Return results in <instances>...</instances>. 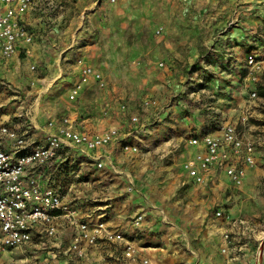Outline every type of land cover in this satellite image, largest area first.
I'll return each instance as SVG.
<instances>
[{"label": "rangeland", "instance_id": "rangeland-1", "mask_svg": "<svg viewBox=\"0 0 264 264\" xmlns=\"http://www.w3.org/2000/svg\"><path fill=\"white\" fill-rule=\"evenodd\" d=\"M62 1L70 9L67 24L73 28L78 27V43L64 51H41L38 56L43 60L31 53H23L11 66L0 64V114L21 107L31 117V105L36 103L38 93H42V98L38 99L39 110L35 118L44 119L49 109L50 113L68 114L89 130L117 126L121 132L133 131L137 123L132 122V114L139 115L138 123H152L157 117L152 113L159 111L162 106L169 108L176 104L185 114L189 113V107L207 101L202 95L193 100L194 97L189 92L191 88L188 87H193V84L188 83L196 78V82H199L194 88H204L201 84L206 82L200 81L201 73L205 75L207 71L203 66L209 67L207 57L220 45L221 32L246 26L240 24L244 20L239 0H117L115 4L107 2L108 4L97 5L94 9L90 8L91 4L88 2ZM159 27L161 32L156 33ZM257 30L258 33L261 32L260 28ZM252 51V48H248L245 55ZM258 56L261 59L259 54ZM161 62L164 63L163 66ZM262 63L259 82L264 83L263 60ZM33 64L39 66L33 69ZM85 66L98 69L106 84L100 86L97 82L82 83L80 75ZM247 67L249 69L248 65ZM40 78H45L48 82L36 80ZM7 79L15 85L11 86L12 89L5 86ZM182 87L185 89L181 90ZM74 89H78L77 96L71 99L69 95ZM35 93L36 96L33 95ZM164 94L166 96L161 98ZM145 98L156 99L159 106L143 110L140 104ZM122 103L127 105L125 110L121 108ZM14 119L17 120L18 116ZM249 120L258 122L254 117ZM241 129H245L243 124ZM247 132L254 134L255 142L257 135L264 137V131ZM189 136H185V139L192 137ZM157 144L164 146L162 141H157ZM185 144L183 142L177 150L168 154H153L154 157L161 158L167 167L161 172L157 169L155 172H159L158 175L153 173V176H145L143 179L129 181L121 178L119 181L121 186L142 183L147 195L144 203L153 209L149 212L151 215L160 214L165 219V225L160 227V231L156 232L142 224L135 234V231L132 233V229L136 230L133 220L140 213L144 214V211H131L124 221V227L131 228L129 233H125L131 242L144 239L146 242L143 246L156 247L159 244L155 239L163 235V245L160 243L163 248L159 250L166 252L167 257L180 251L182 254H190L195 257L191 264H196L199 254L208 256L215 250L216 254L213 255L219 256L217 241L227 224L214 218L213 211L216 207L224 205L229 211L227 215L231 216H264V145L258 147L261 150L259 160L241 184L235 185L223 175L216 184L210 182L199 191H194V186H200L206 181L199 185L191 182L183 185V181L187 179L183 165L188 159ZM119 164L124 171L123 163ZM106 178L109 179L110 176ZM107 179L102 182L103 186L98 187L105 193L110 189L111 183ZM174 188L178 190L177 194L161 200V204L170 200L173 205L164 204L162 210L152 206L160 202L156 199L155 191ZM185 189L188 192H184ZM104 196L107 200L104 199L103 202L109 203L108 195ZM126 196L128 195H124ZM90 218L93 222L104 221L110 228L122 227L108 223L107 211ZM100 243L113 244L104 238L99 240L98 244ZM177 246L179 247L176 248ZM6 251H0V264H41V259L36 260L30 256L28 248Z\"/></svg>", "mask_w": 264, "mask_h": 264}, {"label": "crops", "instance_id": "crops-1", "mask_svg": "<svg viewBox=\"0 0 264 264\" xmlns=\"http://www.w3.org/2000/svg\"><path fill=\"white\" fill-rule=\"evenodd\" d=\"M78 1L80 3H90V8L92 9L97 5L108 4L106 0ZM56 2L61 8H50L46 13L36 10L24 13L22 19L34 33V40L30 44H21L19 51L10 59H3L0 55V64L6 67L11 66L13 62L18 61L19 56L23 53L26 55L31 53L34 57L43 60L38 56V53L40 54L41 51H64L74 47L78 43V27L73 28L70 27V24H67L70 9L63 4L62 0H56ZM239 2H241L240 11L243 14L244 20V22L241 20V23H239L246 26L221 32L222 39L219 42L220 45L217 46L215 52L211 51L207 57L209 67L207 65L203 66V69L207 71L206 74H213L204 75L200 72L202 75L200 81L206 82L201 84L204 88H194L196 83L199 82L198 80L196 82V78L193 82L188 83L193 84V87L188 85L191 88L189 92L191 93V97H194L193 100L198 99L202 95L207 101L203 99L204 103L198 102L197 106L189 107V113L186 114L176 104L167 109L162 106L159 111L152 113L157 115L152 123H145L143 121L137 123L133 131L121 132L122 134H131L129 140L137 143L141 151L137 154L122 153L118 143H116L97 152V154H105L112 157L115 168L107 166L102 170H96L87 164L85 157L78 159L75 169L80 170L82 175L80 178L72 176L65 178V186L67 187L65 199L73 203L79 217L97 216L99 213L107 211L108 223L114 226H122L119 229L124 233H129L131 228L124 227L126 225L124 221L131 211L137 209L144 211V226H147L151 230L155 229L158 232L160 231V227L162 228L165 225V219L160 214L151 215L149 212L153 209L147 207L144 203V197L147 196L143 187L144 185L139 183L138 185L121 186L119 181L121 178L133 181L134 179H143L145 176L146 178L153 176V173L158 175L157 173L167 169V167L162 163L161 158L154 157L155 153L168 154L177 150L183 142L186 143L184 146L187 148L186 159L187 157L189 158L195 153L196 149L187 145L185 136L219 133L228 123L236 124L238 131L247 139L255 137L254 134L248 133L247 130H252V132L264 131V125L262 124L264 122V96L259 93L260 89L264 88V83L261 81L258 83L260 88L258 89V98L252 99L251 92L255 85L252 82L250 71H248L249 69L246 65L247 56L245 55L248 48H252L261 56L264 62V0H239ZM259 28L261 32L259 31L258 33L257 29ZM38 66L39 64L32 65L34 68ZM36 80L46 79L40 78ZM6 81L12 87L15 86L10 79ZM184 89L182 87L181 90ZM33 95L36 96L37 94ZM38 95L36 103L31 105V117L28 112L22 111L21 107L13 108L8 113L0 114V122L16 124L17 126L27 124L41 127L51 118H60L63 115H68L50 113L49 109H44L47 110L44 119L39 120L35 118L39 110L37 106L38 99L42 98V93H38ZM158 95L160 97L161 93L159 92ZM165 96L166 94L161 98ZM11 97L15 98L14 96ZM15 116H18L17 120L14 119ZM250 117H254L258 122H251L249 120ZM72 119L78 129L89 132L103 131L110 127L108 126L102 130H89L77 122L75 118ZM151 124L154 125L151 126ZM242 124L246 129V133L245 129H241ZM47 130L52 131L51 129ZM257 137L255 164L261 155V150H258V147L264 145V137L261 138L258 135ZM157 141L164 142V146L157 144ZM177 157L174 156V158ZM120 162L125 167L124 171L120 169ZM252 168L253 166L247 167L246 176L252 172ZM157 169H159V172L156 173ZM108 175L110 176L109 179L106 178ZM223 175L229 181L224 171L214 169L208 174L206 182L200 186H194L193 190L199 191V189L204 186L206 187L210 182L216 184V181L220 180V177ZM104 179L105 182L106 179L111 181L109 183L110 189L106 193L98 188L103 186L102 182H104ZM183 191L188 192V189ZM177 192L176 188L155 191L156 199H159L160 202L152 206L157 210H162L161 207L164 204L173 205L170 200H166L165 203L162 202L161 204V200H165L168 196H174ZM104 195H108L110 198L109 203L103 202L104 199L107 200V197ZM124 195L128 196L124 197ZM217 209H223L226 214L229 211L224 205L216 207L213 211L216 220L227 224L226 228L220 232L217 241L219 242L217 244L219 256L215 257L216 255H213L216 254L215 250L208 256H205L203 253L199 254L196 264H257L255 261H257L258 247L264 237V216L228 215L229 218H219L215 215ZM233 219L246 221L244 224H249L250 228H253V232L244 230V225H235L232 221ZM134 231L135 229H132V233ZM73 233L74 228L69 220L61 216L57 220V235L54 237H44L42 233L36 232L33 241L26 245L25 249H29L31 257L41 259V264H142L144 259H149L151 264H191L192 260H195V257H192L190 254H182L181 251L167 257L166 252L159 250L163 248L160 246V243L163 245V235L155 239V242L159 244L156 247L143 246L146 242L144 239L133 242L138 247L135 258L126 257L122 245L109 243H100L95 246L82 244L84 253L82 256H78L69 249ZM225 233H229L231 236L229 243L223 237ZM223 248L226 249L225 252ZM14 262L17 263V261ZM260 264H264V252Z\"/></svg>", "mask_w": 264, "mask_h": 264}, {"label": "built area", "instance_id": "built-area-1", "mask_svg": "<svg viewBox=\"0 0 264 264\" xmlns=\"http://www.w3.org/2000/svg\"><path fill=\"white\" fill-rule=\"evenodd\" d=\"M50 8L61 6L56 0H0V55L3 59H10L21 44H30L34 40V33L22 19L24 13L31 10L46 13ZM160 32L161 27L156 29V33ZM246 61L255 85L251 98L257 99L263 63L254 51L247 55ZM160 64L164 65L163 62ZM80 81H94L100 86L106 84L102 73L92 66L82 68ZM5 86L12 89L9 83ZM77 92L78 89L72 90L70 98L75 99ZM126 106L121 104L123 110ZM140 106L143 110L157 108L159 102L145 98ZM131 120L138 123L139 115L133 114ZM130 135L122 134L117 126L97 132L80 130L69 115L51 118L41 127L0 122V251L25 247L33 241L36 232L44 237H54L57 235V220L64 216L74 228L69 249L76 255H83L82 244L95 246L104 238L107 242L122 245L126 257L135 258L138 248L122 230L110 228L104 221L93 222L90 217H79L73 203L65 199V178H80L82 175L75 169L78 159L85 157L87 164L96 170L107 166L115 168L112 157L97 152L118 143L122 153H139L141 148L129 140ZM187 145L196 151L184 162L187 179L183 185L186 182L204 183L214 169L224 171L229 181L238 185L244 180L247 167L255 164L256 142L245 139L234 123L226 124L219 133L192 136ZM215 215L229 218L223 209H217ZM143 221V213L134 218L136 232ZM232 221L253 232L249 224H244L246 221ZM223 237L230 242L229 233ZM142 264H149V260L144 259Z\"/></svg>", "mask_w": 264, "mask_h": 264}, {"label": "water", "instance_id": "water-1", "mask_svg": "<svg viewBox=\"0 0 264 264\" xmlns=\"http://www.w3.org/2000/svg\"><path fill=\"white\" fill-rule=\"evenodd\" d=\"M263 252H264V239L262 240L259 249H258V254H257V260L261 261V258L263 256ZM260 261H258V263L260 264Z\"/></svg>", "mask_w": 264, "mask_h": 264}, {"label": "trees", "instance_id": "trees-1", "mask_svg": "<svg viewBox=\"0 0 264 264\" xmlns=\"http://www.w3.org/2000/svg\"><path fill=\"white\" fill-rule=\"evenodd\" d=\"M260 95L264 96V88L260 89Z\"/></svg>", "mask_w": 264, "mask_h": 264}, {"label": "bare ground", "instance_id": "bare-ground-1", "mask_svg": "<svg viewBox=\"0 0 264 264\" xmlns=\"http://www.w3.org/2000/svg\"><path fill=\"white\" fill-rule=\"evenodd\" d=\"M258 261H260V260H258ZM258 261H257V264H259Z\"/></svg>", "mask_w": 264, "mask_h": 264}]
</instances>
